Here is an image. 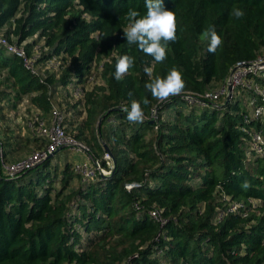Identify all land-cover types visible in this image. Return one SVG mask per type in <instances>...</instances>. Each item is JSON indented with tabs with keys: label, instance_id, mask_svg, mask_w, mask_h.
Listing matches in <instances>:
<instances>
[{
	"label": "trees",
	"instance_id": "trees-1",
	"mask_svg": "<svg viewBox=\"0 0 264 264\" xmlns=\"http://www.w3.org/2000/svg\"><path fill=\"white\" fill-rule=\"evenodd\" d=\"M163 5L175 12L177 39L168 43L167 59L156 63L124 35L129 9L142 18L145 0H0V29L8 25L10 40L33 39L26 45L31 56L45 39L48 52L38 61L60 55L71 60L56 82L55 75H33L1 48L0 71L14 99L33 96V106L51 113V87L68 86L73 77L82 83L97 65L105 94H87L85 125L91 128L102 116L98 133L104 143L93 138V155L106 167L108 147L116 160L109 177L89 181L70 164L51 177L53 156L13 178L0 164V264H264V157L252 153L242 130L261 123L244 122L249 113L239 111L236 95L221 107L224 98L191 104L189 95H177L160 101L145 88L176 67L185 82L182 92L196 98L219 90L238 63L264 58V0ZM234 7L245 15H231ZM212 27L223 41L215 54L201 39ZM125 54L135 65L117 80L116 63ZM145 67L153 69L151 78ZM253 79L264 88V70ZM133 100L141 102L143 122L127 119L124 109ZM112 118L117 124L108 125ZM77 180L83 186L70 188ZM128 184L138 186L128 190ZM230 202L245 208L217 222ZM81 231L95 237L86 244Z\"/></svg>",
	"mask_w": 264,
	"mask_h": 264
},
{
	"label": "rangeland",
	"instance_id": "rangeland-1",
	"mask_svg": "<svg viewBox=\"0 0 264 264\" xmlns=\"http://www.w3.org/2000/svg\"><path fill=\"white\" fill-rule=\"evenodd\" d=\"M7 29L8 25L4 26L0 29V34H5ZM36 38L37 37L34 39ZM14 40L17 41L16 38ZM32 40L33 39L27 40L25 44L30 43ZM36 47H38V52L41 53V56L48 52V48L45 46V39H41ZM5 54L8 55L6 52ZM70 62L71 60L65 57V55H60L56 62L49 66L45 61H38L37 68L43 79L55 75L56 82H59L64 73L69 69ZM4 83L5 74L0 71V143L3 152L5 153L4 159H6V164L11 165L46 148L48 145L47 138L39 137L36 130L42 122L44 123L45 128L49 129L51 113L44 114L38 108L33 106L31 104V98L33 96L24 97L22 100L16 101L14 99L15 90L7 89L8 86ZM69 83L68 86L51 87V101L53 107L58 108L65 117L67 135L71 139L87 147L89 151H79L78 149H74L71 145L62 147L60 151L51 158V165L48 168L51 177H53L57 171H62L67 164L74 166L77 164L88 163L91 165L93 161H95L93 138L97 137L100 143H104V140L98 133V128L103 120L100 114L97 116L96 122L91 128H88L85 125V102L87 94L91 92L95 94V96H102L105 94L104 91L100 90L101 87H104L101 69L98 68L97 65H94L82 83H77L74 77L70 79ZM218 87L219 86H217V88ZM5 91L10 93L11 96L6 97L2 95ZM190 94L191 93L181 92L180 95ZM250 100L249 94L239 92L238 94L236 93L234 103L237 104L240 112L247 111V113L252 115V109L249 106ZM187 112L188 111H186V113ZM164 116V118H166V114H164ZM113 124L117 123L112 118L108 121V125ZM148 139L155 141V136L152 139H150V137ZM102 169L104 170L105 177H109V172L112 168H109V166H102ZM59 176L60 175H58V177ZM57 183V188L60 189L61 185L59 184V181ZM81 186H83L82 183L77 180L72 182L70 188L74 187L78 189ZM70 188H68L66 192H68ZM253 204H255V202ZM81 233L83 235V241L86 244L88 239L95 237L94 233L90 235L85 234L84 231H81Z\"/></svg>",
	"mask_w": 264,
	"mask_h": 264
},
{
	"label": "built area",
	"instance_id": "built-area-1",
	"mask_svg": "<svg viewBox=\"0 0 264 264\" xmlns=\"http://www.w3.org/2000/svg\"><path fill=\"white\" fill-rule=\"evenodd\" d=\"M26 45L27 44H25V42L20 44L15 40H10L5 34H0V47L5 49L8 54L22 59L25 68L29 70L33 75L40 76L37 64L39 58L41 57V53L38 52V47H35V53L33 52L31 56L28 55ZM56 60L57 58H52L50 60H47L45 63H47V65L49 66L54 64ZM245 64H252L255 66L239 67ZM236 67L239 68L235 72H233ZM236 67L231 71L230 75L221 85L219 90L208 91L206 92V94L196 98L192 95H189L186 97V100L191 104H205L207 102L219 103L220 98H224L225 100H227L231 95L232 99L235 97L236 93L241 90L251 92L253 96L250 100L249 106L252 109V115L246 114L244 116V122L247 124L258 122L261 123V126L258 128L254 126L250 130L243 128L242 130L250 136L252 153L256 157H264V104L258 103V98H261L264 101V88H262L253 79L254 76L260 75V73L264 70V58H260L253 63H238ZM36 132L39 137L47 138L48 145L45 149L35 152L30 157L20 160L15 164H6L4 159V152L0 143V164L2 165L4 173L7 176L13 178L26 171L27 169L37 166L43 161L49 159L52 155H55L57 151L64 146L71 145L74 149H78L79 151H89L87 147L71 139L67 135L65 127V117L56 107H53L51 111V123L49 129H46L44 123L42 122L39 124ZM104 160L106 161L107 166H109V168H112L109 172V175H111L115 166L111 154L106 150L104 154ZM102 166L103 165L101 161L95 160L91 165H89L88 163L74 165V171L80 174L83 177L84 181H89L91 179H94L98 174H101L105 177ZM136 186L138 185L131 184L127 185V188L128 190H130ZM244 208L245 205L242 202H230L226 209H223L219 212L217 222H221L228 214L237 213ZM151 216L159 221H162V219L160 218V213L158 211H152ZM244 216H247V214H244Z\"/></svg>",
	"mask_w": 264,
	"mask_h": 264
},
{
	"label": "clouds",
	"instance_id": "clouds-1",
	"mask_svg": "<svg viewBox=\"0 0 264 264\" xmlns=\"http://www.w3.org/2000/svg\"><path fill=\"white\" fill-rule=\"evenodd\" d=\"M145 8L147 13L142 18H137L140 17L137 10L129 9L127 15L130 23L124 35L127 44L137 45L142 52L153 57L154 62L162 63L167 59L168 43H174L177 39L176 15L175 12L164 7L163 0H145ZM231 15L240 19L245 13L240 8L234 7ZM201 39L208 42L206 51L210 54H215L223 44L214 27L205 30ZM134 65V57L127 54L120 56L116 63L115 79L120 80ZM144 72L151 78L153 69L145 67ZM145 88L151 92L152 97L166 101L169 97L180 95L185 88V82L178 68L173 67L166 77H155L150 83L145 84ZM148 103V99L145 98L143 104ZM124 111L127 113L128 121L143 122L144 112L140 101L133 100L130 110L125 108ZM243 187H248L247 182Z\"/></svg>",
	"mask_w": 264,
	"mask_h": 264
},
{
	"label": "water",
	"instance_id": "water-1",
	"mask_svg": "<svg viewBox=\"0 0 264 264\" xmlns=\"http://www.w3.org/2000/svg\"><path fill=\"white\" fill-rule=\"evenodd\" d=\"M245 66H255V65H252V64H245V65H241V66H239V67H245ZM239 67H236V68L234 69L233 72H235ZM230 100H231V95L228 97L226 103H225L224 105H222L221 107H225V106H227V105L229 104ZM152 122H154V121H152ZM105 150H106L108 153L111 154V156H112V158H113V161H114V165L116 166V160H115V158H114V156H113L111 150H110L108 147H106ZM59 151H60V149H59L57 152H59ZM52 156H54V155H52ZM52 156H51V157H52Z\"/></svg>",
	"mask_w": 264,
	"mask_h": 264
}]
</instances>
